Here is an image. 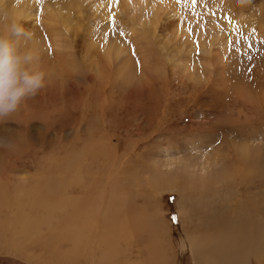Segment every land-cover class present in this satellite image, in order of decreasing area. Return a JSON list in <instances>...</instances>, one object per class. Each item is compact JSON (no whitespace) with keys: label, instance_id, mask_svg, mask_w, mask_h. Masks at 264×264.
Here are the masks:
<instances>
[{"label":"bare ground","instance_id":"bare-ground-1","mask_svg":"<svg viewBox=\"0 0 264 264\" xmlns=\"http://www.w3.org/2000/svg\"><path fill=\"white\" fill-rule=\"evenodd\" d=\"M216 1L220 4L223 3L224 11L229 12L227 16H222V20L212 9L210 11L205 8L202 10L203 7L199 3L197 10L195 6V14L192 6L191 14L184 17L178 15L179 21L168 24V28H165L167 31L164 29L163 34L158 33V24L164 15H177L175 13L178 11L177 0H42L40 4H37L36 0H3L0 8L11 9L14 17L23 24L26 30L33 34L32 46L38 52L39 66L48 74V83L45 88L50 93H55V90H57L55 94L57 92L61 93L64 85L68 82L72 85L85 80L92 81L97 86H102L103 89H105L107 83L110 85L114 80L115 83L117 82V86H122V89L127 88L130 91L141 92L144 87L142 81L145 78L167 79L169 76L179 73L182 79L202 83L213 77L211 73H214L216 79L221 76L219 75L220 69L223 68L220 64L229 53L228 40L237 33L232 30L233 27L238 30L240 28L245 29L244 32H251L254 28L257 33L259 30L264 29V24L260 18H253L252 15L246 16L243 13L239 14L242 10H237L230 0ZM95 10L101 12L103 16L111 13H128L129 15L126 17L128 20L125 23L127 27L128 24L131 25L128 28L129 34L126 37L111 38L109 33L105 31L101 35L95 36L92 25L84 22L89 17V13ZM37 15L40 18L36 17ZM229 19L233 22L231 25L228 23ZM189 27L192 29L191 32L188 30ZM259 34H264V30L260 31ZM139 43H141V46L138 45ZM133 47H139L140 69L137 63L138 52L136 50L133 54ZM195 47H199L203 53L198 58L189 52L191 49L194 50ZM155 56L156 60L153 61ZM150 58L152 59L151 62L149 61ZM59 75L62 77L59 78ZM152 84L149 86L151 87ZM237 94L241 97V99L238 98L242 101V104L253 109V113L262 110L264 91H255L243 87L239 89ZM104 99V96H101V100ZM40 114L43 119L48 115L46 112ZM90 124L88 135L84 138L78 137L81 145L80 142L76 143L72 150L70 149L69 152L59 156L52 152L43 155L47 160L44 164H40L36 168L37 170L32 171L33 175L29 173V175L20 174L21 176L19 173L16 174V176L21 177V182L28 181V184L20 183L18 193L14 194L16 199L24 200L28 209H23L22 212L23 216L26 217L14 220V225L10 224L15 229L9 238L6 236L8 242L6 241L4 245L8 248H21V251L23 247L30 246L33 243L32 245H40L43 249L50 250V253H52L57 249L56 245L73 240L75 243L72 244L69 253L65 250L62 251L63 247H61L62 249L59 247L62 252L58 250V253L65 254L57 255L59 259L57 264H173L175 258L171 246L172 239L168 228L165 227L166 225L159 220L154 221L152 218L149 220L150 222H146L148 225L145 227L141 216L136 215L140 218L128 217L126 210L130 208L126 203L127 193L125 190L119 191L116 182L112 185L110 182L108 187L105 186L106 180H103V178L106 171L102 172L97 169L98 166L92 170L91 166L87 167L91 160L101 161L106 156V137L103 134L105 131L102 133V130L97 131L94 129L95 126L98 127L97 120H92ZM206 125L208 126L206 127ZM196 127L202 129L199 133L204 132L206 142L211 141L212 135H217L215 142H218V140H226L230 134L229 130L219 122L214 124L212 120H201ZM245 150L249 151V149ZM220 151L221 149L218 151L217 148L216 153H213L211 157L209 156V160L204 155L210 167H215L218 164H221V166L218 168L220 171H215V174L210 178L200 177V180H204L202 183L205 182V187L202 184L199 188L207 191L208 183L210 186L212 182L217 183L218 187L221 184L219 196L214 199L216 205L214 204L212 209L237 211L234 214L230 213L231 215L225 218L212 214L211 217L213 218L210 222L215 219V222L211 225L217 224V228L215 227L217 231L213 232L214 235H211L208 232L209 230L205 229L204 232L201 230L202 233L195 232L199 239L191 237V247L194 248L195 259H202L205 264H244L243 257L253 253L259 255L256 249L261 248L260 245L264 244L262 240L264 235L262 236L261 233L263 230L258 229L257 223L252 219L254 213H260L264 210V164L258 161V157L253 156L254 153L253 157L249 156V158L245 156V152L243 156H237V152H234L233 157H229L231 158V165H233L230 168L226 165L227 155L218 153ZM238 152H240L238 154H241V152L243 154V150ZM15 154L16 159L18 156ZM255 155L257 154L255 153ZM14 156L12 157L14 158ZM15 159L12 161L14 162ZM41 159L44 160L42 157ZM58 159L61 161L62 159L74 160V173L70 174L73 175L71 176L73 179H68L66 175L63 176L61 173L63 170L59 172L60 175L58 174L59 169L49 170L53 161ZM188 160L184 163L185 168L182 173L178 170L179 174H176V176L173 174L171 177H161L160 185L162 188L167 190L177 189L180 191L179 193H181V190H186L189 184L185 182V178L192 173V171H187L186 166L190 169L195 165L202 166L203 164L205 166L203 161L200 164L199 161L189 160L190 162H188ZM47 161L50 163H47ZM66 161L64 160V163ZM86 163H88L87 166ZM169 164L171 165L173 162L167 163L166 166H169ZM67 169L69 170V166ZM51 175L59 176V178H55L54 184L48 183L54 179ZM67 175L69 174L67 173ZM10 177L7 173L0 174V212H11L12 214V210H15L14 206L12 207V204L9 206L6 199L1 197L8 195V192L12 189L11 185L13 187L17 186L16 181L9 185L7 179ZM29 177H32V181ZM88 178L90 182L88 181L87 184ZM195 184L197 183L194 180V187ZM73 187H80L86 192L88 190L89 194L83 191L70 190ZM103 189L107 192L106 202L98 201L99 197H97L99 191L102 194ZM255 189H258L259 192L253 191ZM40 190L43 192H39ZM216 190L215 187L213 189L215 194ZM252 191L254 194L251 193ZM256 196L258 199H255ZM100 205H104L102 211L95 217ZM84 207H86L85 210H83ZM22 208H20L21 211ZM20 209H17V211ZM35 210L40 214L41 218L39 220L44 225L37 228L33 233V230L30 229L34 219L30 222L32 220L30 213H36ZM121 214H124V216L122 217ZM12 215L14 216V214ZM15 217L19 216L16 215ZM7 219L8 217L4 220L8 222ZM217 219L222 222L217 223ZM2 222L0 224L1 230L7 225L4 226ZM203 227H205V224L201 226V228ZM29 230L32 234L29 233ZM195 233L194 235H196ZM137 234H146L147 236L141 242L143 245L139 254L127 258L132 245H136ZM78 246L83 247L84 253H81L82 250ZM29 248H32V246L27 249ZM89 251L95 252L94 258H90L89 253L85 255ZM118 252H125L126 255L118 256ZM29 253L31 254V252ZM32 254H34V251ZM50 255L52 256V254ZM82 256L85 257V262L80 260V257L84 258ZM44 258L43 255L35 256L34 261L38 264ZM52 264L55 263L52 262Z\"/></svg>","mask_w":264,"mask_h":264},{"label":"rangeland","instance_id":"rangeland-1","mask_svg":"<svg viewBox=\"0 0 264 264\" xmlns=\"http://www.w3.org/2000/svg\"><path fill=\"white\" fill-rule=\"evenodd\" d=\"M230 1L237 10H242L239 14L260 18L264 24V0H247L244 4H238L236 0ZM197 2L196 10L200 3L202 10L212 9L221 20L222 16H227L229 13L224 11L223 3L220 4L216 0H197ZM177 6L179 11L175 12L177 15L163 16L158 24V33L163 34L171 22H178V15L184 17L191 14L190 3L186 7L179 3ZM111 14L103 16L101 12L95 10L89 13V17L84 22L92 25L95 36L106 31L111 38L126 37L129 34L128 28L131 27L130 24L127 27L125 23L129 14H114L115 31L111 30L113 27L109 19ZM244 30L242 28L239 30L242 36L237 37L236 33L234 37H231L233 41L239 39L241 50L237 52L236 44H229V53L220 64L223 68L220 69L221 76L215 79L216 75L211 73L213 77L209 80L205 79L208 82L199 83L182 79L178 73L167 79L145 78L142 81L144 87L141 92L122 89V86H117L114 80L110 85L107 83L105 89L87 80L72 85L68 82L64 87L62 86V92L57 94L55 89V93L52 94L43 88L36 96L27 100L23 107L24 111L21 109L17 112L18 114L14 117L18 119L11 117L0 123V149H6L9 146L21 147L22 155H24L22 164L27 165L23 168L21 164L20 170L9 171V176L16 178L18 173L31 174L36 169L37 158L45 154L59 152L57 154L59 156L69 152L74 148V144L80 142L79 138L88 135L92 120H97L98 127L95 126L94 129L102 130V133L105 131L103 134L106 137V156L101 160L102 162L94 160L93 166H98L102 172L106 171L105 186L108 187L110 182L111 185L116 182L119 191L125 190L126 203L130 208L128 210H132L134 214H141L144 222L153 218L152 220H159L166 225L172 239L171 246L175 258L173 264H205L202 259H195L191 237L197 238L196 233H200L201 230L204 232V229L214 235L217 224L211 225L215 222V219L210 222L213 218L212 214L225 218L237 211L212 209V206L216 205L214 199L219 196L221 184L218 187L217 183L212 182L211 186L208 183L207 186L210 188L207 187V191L199 188L202 184L205 187V182L202 183L204 180H200V177L210 178L215 171H220L218 168L221 166L217 163L215 167H210L205 156L209 160V156L216 153L218 148V151L221 149L218 153L227 155L226 161L230 164L226 163V165L230 168L233 165L229 157H233L234 152H237V156L246 154V157H251L254 153L253 156L258 157V161L264 164V106H261L262 110L259 112L253 113V109L242 104L239 100L241 97L237 94L243 87L264 91V34H259L264 29L259 30L258 33L255 30V34L252 31L244 32ZM121 32L124 35H120ZM245 36L251 37V47L244 43ZM138 45L141 46V43ZM138 48L133 47L132 50L133 53L136 50L138 52V68L140 69ZM189 52L196 58L203 54L199 47ZM155 58L156 56L153 61L156 60ZM149 61L151 62L152 59L150 58ZM61 77L59 75V78ZM101 96L105 99L101 100ZM39 112H46L48 115L43 119ZM201 120H212L214 124L219 122L229 130L228 138L215 142L217 135H212L211 141L206 142L204 132L200 134L199 131L202 129L196 127ZM79 144L81 145V142ZM242 150L243 154L242 152V155L238 154L240 153L238 151ZM186 159L199 161L200 164L203 161L205 166L195 165L191 169L186 166L187 171H192V175H185V182L189 185L186 184V190H181V193L177 189L162 188L161 177H171L173 174L176 176L179 172L182 173ZM178 161L181 162L177 163ZM170 162L173 164L166 166ZM194 180L197 183L195 187ZM215 187L216 194L213 192ZM253 191L256 192L258 189ZM253 191L252 194H254ZM105 197L107 198V192ZM255 199H258L257 196ZM103 206L100 205L98 210H101ZM252 219L257 223L258 229L263 230L261 232L263 236L264 210L254 213ZM216 222L222 221L217 219ZM204 224L206 228H201ZM262 240L264 241V238ZM141 242L143 241L132 245L133 257L139 254L143 245ZM260 246L261 248L256 251L262 257L255 253L246 255L242 259L244 264H264V244ZM0 264L33 263L3 253L0 254Z\"/></svg>","mask_w":264,"mask_h":264},{"label":"clouds","instance_id":"clouds-1","mask_svg":"<svg viewBox=\"0 0 264 264\" xmlns=\"http://www.w3.org/2000/svg\"><path fill=\"white\" fill-rule=\"evenodd\" d=\"M244 4L247 0H236ZM3 0H0V4ZM33 34L11 9L0 8V123L19 112L48 83L32 46Z\"/></svg>","mask_w":264,"mask_h":264},{"label":"crops","instance_id":"crops-1","mask_svg":"<svg viewBox=\"0 0 264 264\" xmlns=\"http://www.w3.org/2000/svg\"><path fill=\"white\" fill-rule=\"evenodd\" d=\"M36 152V151H35ZM11 153V154H10ZM16 153V154H15ZM13 154V155H12ZM14 154L15 155H17L18 156V158H16L15 159V156H14ZM36 154L38 155V152H36ZM54 154H55V152H54ZM56 154H58L57 152H56ZM4 157V161H3V157ZM12 156H14V158L12 157ZM8 157V158H7ZM34 157H35V155H34ZM23 158H24V155L22 156V148L21 147H18V146H9L8 148H6V149H0V163H1V165H0V169H1V172H0V174H10V172H11V170H20L19 168L20 167H22L23 166V168H25L27 165H25V164H22L23 163ZM42 158H44V160H42L41 159V157L40 158H37V160L35 161L36 163H35V166H36V168L37 167H39L40 166V164H44L45 163V161L47 160L45 157H43L42 156ZM15 159V163L12 161V160H14ZM30 159H32V158H30ZM64 160L66 161L65 163H64ZM2 161V162H1ZM33 161V160H32ZM42 161H43V163H42ZM58 161V162H57ZM69 161V162H68ZM74 160H71V159H62V161L60 160V159H58V160H55V161H53V164H54V166H53V164L49 167L50 169L49 170H52V169H59V171H58V174L60 175V171L61 170H63V171H61V173H62V175L64 176V175H66V177L69 179H73V177H71V176H73V175H70L71 173H74V168H73V166H74V162H73ZM94 161V160H93ZM93 161L91 160L90 162H88V163H90V164H88V163H86V166H87V164H88V168L90 167L91 168V170L92 169H96L97 168V166H92L93 165ZM13 163V164H12ZM47 163H50L49 161H47ZM60 163V164H59ZM62 163H64L63 165H62ZM4 164V165H3ZM12 164V165H11ZM21 164H22V166H21ZM6 165V166H5ZM15 165V166H14ZM20 165V166H19ZM11 166H13L12 168H11ZM17 166V167H16ZM62 166H63V168H62ZM68 166H69V170L67 169L68 168ZM43 167H48V166H43ZM73 168V170H72V168ZM5 168V169H4ZM87 168V169H88ZM99 169V168H98ZM37 170V169H36ZM10 171V172H9ZM73 171V172H72ZM34 172H36V171H34ZM65 172H67L69 175H67V173H65ZM70 172V173H69ZM34 173L32 172L30 175H33ZM20 175V174H19ZM13 176V175H12ZM21 176V175H20ZM20 176H15L16 178H12V177H10V178H8L7 180L9 181V185H11V183L12 182H14V181H16V183H17V186L16 187H13L12 185H11V190L8 192V195L6 196V197H4V196H1L3 199H6V201H7V203H9V206L11 205L12 207L14 206V209L16 210H12L13 212H12V214H14V216L11 214V212H0L1 213V216L0 217H2V218H0V220L1 219H3V220H1L0 221V224H1V222L3 221H5L4 223L2 222V224L5 226V224H7L6 225V227H3L2 229L3 230H1V226H0V254H3V253H5V254H9V255H14L15 257H18V258H22V259H25L26 261H28V262H30V263H33V264H36L35 263V261H34V257L35 256H40V255H43L45 258L43 259V261H40L38 264H52V262L53 263H55V264H57V262H59V259H58V257H57V255H62V254H65V253H58V250L60 251V252H62V251H66L67 253H69V251H70V249H72L71 247L73 246L72 244H74L75 242L73 241V240H71L70 242L69 241H67V243L66 242H64V243H62V244H60V245H56L57 246V249H55L54 250V252H52V253H50V250H45V249H43L40 245H36V244H34V245H32L33 243H31L30 244V246H26V247H23L24 248V250H23V248H22V252L24 253H22L21 251H20V249L21 248H17V249H14V248H11V247H7V246H5L4 244H6V241L8 242V239H7V237L9 238V236H11V234L14 232V229L15 228H12L11 226L12 225H14V220H20V218L22 219L23 217H26V216H23V209L24 210H27L28 208H27V206H25L26 204H25V202H24V200L23 199H16V197L14 196V194H16V193H18V189H19V187L21 186L20 185V183H24V184H28V181L27 180H25V181H23V182H21V177ZM51 176H53L54 177V179H52L50 182H48V183H50V184H54V182H55V178H59V176H57V175H51ZM28 177V176H27ZM26 177V178H27ZM30 178V177H29ZM32 179V177L30 178V180ZM89 179V178H88ZM87 179V181H86V183L89 181L90 182V179L88 180ZM103 180H106V178L104 177L103 178ZM32 181V180H31ZM88 182V183H89ZM87 183V184H88ZM105 188V187H104ZM80 187H73V188H71L70 190H78V192H81V191H83V192H86L85 190H83V189H81ZM39 192H43V191H39ZM104 192V193H103ZM103 192H102V194H101V192L99 191V196H97V197H99L98 198V201H101V202H105V189H103ZM86 194H89V192H88V190H87V192H86ZM101 194V195H100ZM103 195V196H102ZM9 196V197H8ZM101 196V197H100ZM13 198H15V199H13ZM104 199V201H103V199ZM9 199H11V200H9ZM100 199V200H99ZM9 200V201H8ZM20 200V201H19ZM21 203L20 205L17 203ZM16 202V203H15ZM24 204H23V203ZM14 203V204H13ZM16 204H18V205H16ZM19 206H21L20 208H22V207H25V208H22V211H21V209L20 208H18ZM85 208L86 207H84V209L83 210H85ZM17 209H20L19 211H17ZM20 211H21V213H20ZM29 211H31V210H29ZM34 211V210H33ZM32 211V212H33ZM36 211V210H35ZM102 210H97V212L95 213L96 215H95V217H97L98 216V214L101 212ZM16 212H17V214H16ZM126 212H127V216L129 217V216H135V217H137V218H140V217H138V216H140V215H138V214H134V212L132 211V210H126ZM3 214V215H2ZM8 214V215H7ZM31 214V216H30V218H32V220H30V222L31 221H33V219H34V223L32 222V228L30 229V230H33L32 232L34 233L35 231H36V229L37 228H40V226H43L44 224H42V221L41 220H39V218H41L40 217V214H38L37 213V211H36V213L35 212H33V214L32 213H30ZM37 214V216H35ZM9 215H11V217H9ZM19 216V217H15V216ZM136 215H138V216H136ZM12 216L14 217V219L12 218ZM121 216L123 217L124 216V214H121ZM7 218L8 217V222L6 221V220H4L5 218ZM34 217V218H33ZM10 218V219H9ZM142 218V217H141ZM38 220V221H37ZM12 221V222H11ZM143 221V220H142ZM11 222V223H10ZM35 222H36V224H35ZM37 222H40L39 224L37 223ZM10 224H12V225H10ZM41 224V225H40ZM2 225V226H3ZM143 225L146 227L147 225H148V223H146V222H144L143 221ZM12 228V229H11ZM11 230V231H10ZM16 230H17V228H16ZM29 230V233H31L32 234V232ZM5 231V232H4ZM7 231H8V233H7ZM11 232V233H10ZM8 234V235H7ZM7 236V237H6ZM146 234H137L136 235V243L138 242V241H144V239L146 238ZM3 237V238H2ZM6 237V238H5ZM97 239V238H96ZM1 241H2V243H1ZM71 243V244H70ZM8 244V243H7ZM63 244H65V245H63ZM66 244H68V245H66ZM6 248H5V247ZM32 246V248H29V249H27L28 247H31ZM66 246H67V248H66ZM69 246V247H68ZM59 247H60V249H62L61 247H63V250L61 251L60 249H59ZM79 248H81V250L83 249V247H81V246H78ZM26 248V249H25ZM35 249V250H34ZM67 249V250H66ZM132 249V248H131ZM13 250V251H12ZM34 251V254H32L33 253V251ZM84 250V249H83ZM82 250V252L81 253H84V251ZM9 251V252H8ZM11 251H12V253H11ZM16 252V253H15ZM18 252V253H17ZM22 254H21V253ZM29 252H31V254L29 253ZM55 252H57V253H55ZM20 253V254H19ZM52 254V256L50 255V254ZM53 253H55V254H53ZM89 253V254H88ZM94 253V254H93ZM131 253H132V250H131V252H129V254H127V258L129 257V258H132V255H131ZM86 254H88V255H90L89 257L90 258H94V256H95V252H93V251H89V252H87V253H85V255ZM47 255V256H46ZM82 255H84V254H82ZM84 255V256H85ZM117 255L118 256H125L126 255V253L125 252H118L117 253ZM32 256H34V257H32ZM84 256H82V257H84ZM27 257V258H26ZM55 258V259H54ZM82 259H84V260H82ZM80 260L82 261V262H85V257L84 258H81L80 257Z\"/></svg>","mask_w":264,"mask_h":264},{"label":"snow or ice","instance_id":"snow-or-ice-1","mask_svg":"<svg viewBox=\"0 0 264 264\" xmlns=\"http://www.w3.org/2000/svg\"><path fill=\"white\" fill-rule=\"evenodd\" d=\"M36 2H37V4H40V3H42V0H36ZM177 3L182 4V5L185 6V7L188 5V3H190V4L193 6V11H194L195 6H196V4H197V0H177ZM194 14H195V12H194ZM109 19L111 20L112 25H113V27H112L111 30H112V31H115V18H114V14H111L110 17H109ZM228 23L231 25L233 22H232L231 19H229V20H228ZM188 30L191 32V31H192L191 27H189ZM232 30L235 31V32H237V37H240V36L243 35V34L240 33L239 30H238L237 28H235V27H233ZM252 33L255 34V29H254V28L252 29ZM120 35H124V33L121 32ZM106 36H107V34H106ZM250 40H251V37H250V36H245V37H244V43H245L248 47H251ZM228 43H229L230 45L233 44V43H235V44H236V51H237V52H239V51L241 50V49H240V41H239L238 38H237L235 41H233V40L230 38V39L228 40ZM133 54H135V53H133ZM137 63H138V61H137Z\"/></svg>","mask_w":264,"mask_h":264}]
</instances>
